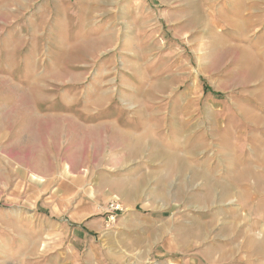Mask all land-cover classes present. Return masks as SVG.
Wrapping results in <instances>:
<instances>
[{
  "label": "rangeland",
  "instance_id": "1",
  "mask_svg": "<svg viewBox=\"0 0 264 264\" xmlns=\"http://www.w3.org/2000/svg\"><path fill=\"white\" fill-rule=\"evenodd\" d=\"M78 1L0 0V264H248V237L263 234L238 237L234 221L250 219L220 188L264 144V56L216 65L228 31L207 0L190 27L193 9L165 0ZM56 124L51 146L40 130ZM176 156L184 170L167 167ZM206 180L220 188L203 205ZM129 182L140 196H124ZM115 196L124 211L107 228ZM82 200L98 209L90 234L71 225Z\"/></svg>",
  "mask_w": 264,
  "mask_h": 264
},
{
  "label": "crops",
  "instance_id": "2",
  "mask_svg": "<svg viewBox=\"0 0 264 264\" xmlns=\"http://www.w3.org/2000/svg\"><path fill=\"white\" fill-rule=\"evenodd\" d=\"M95 1V0H94ZM164 1V0H162ZM161 0H158V4H161ZM81 4H92V0H79ZM83 2V3H82ZM165 4H180L181 7H178L182 9L183 7H188L189 9H193L192 17L190 16L189 19L191 21L187 22V26L190 27L193 24V21L198 18L196 14L202 13L204 7L200 5V3L197 4L196 0H165ZM208 4H205L207 7H211L212 9H216L218 11V25L224 29L225 31H228V36H225L224 38L220 39L218 43H216V50H220L216 54V65H219L220 62H222L223 57H229L232 56V58H240V59H234L232 60L233 63L236 61L239 62L241 60V57H256L257 55H263L264 56V35L260 38L256 39L254 36H252V33L255 32L256 23L254 20V9L256 8L255 4H264V0H207ZM163 3V2H162ZM202 4V3H201ZM183 6V7H182ZM182 10H185L184 8ZM194 14V16H193ZM172 19H175L181 14H176V12L172 13ZM188 17V16H187ZM194 17V18H193ZM182 18V16L180 17ZM193 18V20H192ZM199 19V18H198ZM189 24V25H188ZM264 27V26H263ZM210 27L209 29H211ZM264 29V28H263ZM257 41L261 43L260 48L256 49ZM242 64L252 65L253 62H251L250 59L247 61L242 60ZM221 64V63H220ZM261 66V65H260ZM256 72L253 70L251 71V76L254 75ZM259 73V72H257ZM256 73V74H257ZM249 76V75H248ZM248 76L246 78H248ZM264 120V119H263ZM247 129V128H246ZM244 132V129L242 130ZM241 131V132H242ZM142 131L141 133H143ZM258 142L261 143L260 140ZM262 146H255L254 149H252L249 153V157L247 160V163L245 165H237L239 167V173L237 176V184H232L230 186L223 185L220 188L219 183H213L212 181L206 180L207 182L201 184V203L203 205H206L207 201H214V195L215 191H217V188L222 189L221 193L222 195H226L228 193V197H232L231 199L235 202L239 203L240 210H243L245 214L248 215L251 225L249 228H246V224L244 225L242 222L234 221L233 226L237 225L236 231L242 237L245 238V233L252 232L253 233H261L263 234V237H259L257 235H253L251 237H248V244L251 247V253L248 254L249 259L247 262L248 264H264V144H261ZM158 149H162L157 147ZM160 152V156L164 157H170V155H166L165 150ZM159 150H155V154H152V158L156 159L157 153ZM158 154V158H159ZM156 156V157H155ZM263 157V158H262ZM174 159V158H173ZM177 161V165H181L182 169H184V158L180 156L175 157ZM183 163V164H181ZM175 163H167V167L171 168L172 166H177ZM244 170L249 171V175L244 178L242 175V178L240 177L241 173ZM202 173V172H200ZM248 179V181H246ZM235 181V179H234ZM232 180V182L234 183ZM133 184L136 186L135 183H128L127 186L122 188V193L125 195L124 190H127V188L130 187V185ZM132 185V186H133ZM139 185V184H137ZM218 185V186H217ZM226 186V187H225ZM223 187L225 189H223ZM141 187H137L138 194L132 198L126 197L127 199H134L139 195ZM205 190V191H204ZM227 192V193H226ZM213 196V197H212ZM160 199V197L158 198ZM81 207V209H80ZM94 211H98L97 208H93L92 205L85 204L84 200L79 202V209L77 210V213L74 214L72 217L77 218L73 219L74 228H77L78 230H81L85 232V234H90L92 232H95L96 228L99 226L100 221L97 219L90 220V218L95 214ZM202 212L207 213V208L202 210ZM238 215H241V212L238 211ZM240 216L238 217V219ZM90 220L89 222H87ZM205 222L201 220V223ZM217 223V220L213 219V222L210 223L211 225H215ZM206 220V227L209 228L210 226L207 225ZM48 226V225H47ZM246 228V229H245ZM223 233V229L221 230ZM235 231V230H234ZM211 232V231H210ZM201 233L207 235V231ZM26 240V235H25ZM244 242L242 244H239V246H243ZM169 245L168 247H170ZM234 248H236L234 246ZM234 258L235 252L233 253ZM239 256V254H238ZM207 259V256H206ZM240 258L238 257V261ZM210 262V261H209ZM235 261L233 260V263ZM232 263V264H233Z\"/></svg>",
  "mask_w": 264,
  "mask_h": 264
},
{
  "label": "bare ground",
  "instance_id": "3",
  "mask_svg": "<svg viewBox=\"0 0 264 264\" xmlns=\"http://www.w3.org/2000/svg\"><path fill=\"white\" fill-rule=\"evenodd\" d=\"M255 72H259L260 73V69L259 68H257V70L255 71ZM258 73V74H259ZM249 75H251V74H249ZM154 86V85H153ZM253 117V119L255 118L256 120L255 121H260V122H263V119H261V118H256V116H252ZM61 127V126H60ZM60 127H58V125L56 124V126H54V127H41V130H40V133L42 134V135H44L45 137H48L47 138V140H46V144H53V138L54 137H56V138H59V136L61 137V132H62V128H60ZM147 129V128H146ZM61 130V131H60ZM150 131V130H149ZM118 133H119V130H118ZM122 133V132H121ZM128 133H130V132H128ZM126 134V135H130V137H133L132 136V134L130 133V134ZM146 133H148V130H145V133L143 134V135H139V137H137V140L136 141H134V142H130L129 143V146H130V150L128 151L129 153H130V155L132 154V156H135V155H137V152H139L143 147H145L146 145H147V141H146V139L147 138H144L147 134ZM136 136V135H135ZM34 137V136H33ZM128 137V136H127ZM94 138V137H93ZM120 139H121V137H120ZM124 139V138H123ZM37 138H35V139H33V141L31 142V143H33L35 146L34 147H36V142H37ZM130 140V139H129ZM40 141H42V142H44L43 140H40ZM121 141V140H120ZM127 141H128V139H126V143H127ZM122 143H124V142H122ZM149 143V142H148ZM121 145V144H120ZM126 145V144H125ZM52 146V145H51ZM124 146V145H123ZM157 148V147H156ZM155 150H159L158 151V153H157V156H158V154L160 153V152H162L163 150L161 149H155ZM161 154V153H160ZM160 154H159V157H160ZM162 156V155H161ZM38 157L40 158L41 156L40 155H38ZM152 157V156H151ZM156 157V156H155ZM263 158V157H262ZM37 160H39V162H41V160L40 159H37ZM181 164H183V163H181ZM178 167L177 168H179V169H181V170H184V169H182V167H181V165H177ZM171 174V173H170ZM234 174V173H233ZM241 176V178H242V175L244 176V178L245 177H247L248 175H249V171L248 170H244L241 174H240ZM195 178H198L199 176H202L201 175V173L200 172H195V175H193ZM176 177H178V176H176ZM176 177H175V179H176ZM207 177V176H206ZM177 180V179H176ZM214 182V181H213ZM214 183H216V182H214ZM133 185V184H132ZM130 186L129 188H127V190H124L123 189V192H125V195H126V197H129V198H132L133 196H135L136 194H138V192H136V191H138L137 190V187H135V185H133V186ZM136 185H137V182H136ZM171 185V184H170ZM218 186V185H217ZM222 187V186H221ZM226 187V186H225ZM218 189V188H217ZM223 189H225L224 187H223ZM216 192V191H215ZM227 193V192H226ZM224 196H227L228 197V193L226 194V195H224ZM213 197V196H212ZM216 197V196H215ZM200 202V201H199ZM201 203V202H200ZM203 204H205V203H203ZM230 227V226H229ZM233 228V227H232ZM236 229V228H235ZM233 234V233H232ZM235 251L233 250V252H232V250H231V252H230V250L229 251H225V252H223V254L221 255L222 257H227V256H230L231 254H233Z\"/></svg>",
  "mask_w": 264,
  "mask_h": 264
},
{
  "label": "built area",
  "instance_id": "4",
  "mask_svg": "<svg viewBox=\"0 0 264 264\" xmlns=\"http://www.w3.org/2000/svg\"><path fill=\"white\" fill-rule=\"evenodd\" d=\"M98 210V209H97ZM124 208L122 207L121 201L118 197L112 198L108 205L102 209L103 220L107 228H111L117 219L123 213Z\"/></svg>",
  "mask_w": 264,
  "mask_h": 264
}]
</instances>
